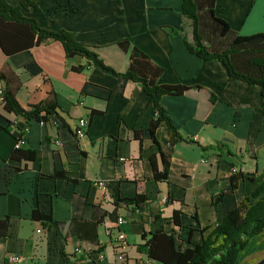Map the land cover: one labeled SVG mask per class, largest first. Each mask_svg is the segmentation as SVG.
<instances>
[{"label":"crops","instance_id":"obj_1","mask_svg":"<svg viewBox=\"0 0 264 264\" xmlns=\"http://www.w3.org/2000/svg\"><path fill=\"white\" fill-rule=\"evenodd\" d=\"M35 1L40 11H23L24 16L48 31L74 33L118 73L127 71L130 54L116 44L129 38L131 46L163 69L159 83L189 87L182 96L162 99L185 141L174 147L169 181L157 182L150 158L156 155L162 169L159 150H168L171 132L161 127L156 133L160 149L153 143L148 128L154 104L140 84L88 67L78 92L62 80L72 67L86 66V59H67L59 80L44 72L30 51L7 59L0 53V66L7 62L22 82L17 99L23 108L51 93L59 106L49 122L28 126L5 112L0 83V220L9 219L7 236L0 239V264H9L10 255L21 256L18 264H122L114 244L118 231L127 235L129 258L144 256L137 251L144 233L174 234L184 240V248L202 243L255 191L249 178L264 174V88L233 82L221 62H203L188 52L184 36L192 42V27L183 18L182 0ZM214 10L239 35L264 34V0H215ZM81 118L89 125L86 138L79 140L74 130ZM26 128L20 148L35 152V158L12 160ZM137 131H143L142 141L135 137ZM58 172L64 176L52 178ZM238 173L244 178L234 190L231 177ZM137 195L148 200L145 209L116 205ZM96 208L116 211L124 219L109 237L104 226L98 227L103 263L96 261L98 247L82 241L72 225L90 221ZM37 209L52 221L44 225L32 219ZM175 211L181 227L173 223ZM78 248L82 255L76 254Z\"/></svg>","mask_w":264,"mask_h":264},{"label":"trees","instance_id":"obj_2","mask_svg":"<svg viewBox=\"0 0 264 264\" xmlns=\"http://www.w3.org/2000/svg\"><path fill=\"white\" fill-rule=\"evenodd\" d=\"M0 0V53L7 59L24 51L34 54L36 63L49 76L61 79L64 63L67 59L82 57L87 60L86 66L72 67L67 79L62 80L67 86L81 92L85 84L84 71L88 67L99 69L105 74L141 85L144 93L154 104V116L148 132L153 143L160 149L156 133L161 127L171 132L170 146L166 152L159 150L162 169L157 157L153 155L150 163L157 182H168L170 160L174 147L185 141L174 126L162 104L165 96H182L191 89L182 84H161L159 80L163 69L138 48L131 46L129 38L120 40L116 45L130 54V63L126 72L118 73L107 66L96 53V48L79 42L74 33L61 30L48 31L41 28L37 21L24 16L23 11L34 9L40 11L35 0ZM215 0H182V15L192 27V42L185 36V46L192 55L203 62L219 61L226 68L233 82H243L264 88V34L250 36L239 35L232 31L229 24L217 17L214 10ZM184 31V27L180 28ZM0 83H2L1 100L6 113L23 118L29 126L32 121L49 122L57 115L58 102L55 93L28 109L23 108L17 94L22 87L20 78L10 65L5 62L0 66ZM200 89V87H197ZM4 130L11 132L9 127ZM25 135V132H21ZM143 131L135 132V137L142 141ZM193 142V141H192ZM35 152L14 149L11 159L15 161H31ZM63 173H56L52 178H62ZM244 176L238 173L231 177L232 188L237 189L238 182ZM256 184L255 191L244 197L236 207L226 214L223 221L213 228L200 244H192L187 248L177 245L174 234L163 230L142 235L143 243L137 251L145 254L156 264H243L245 260L260 252H264V174L249 178ZM221 198V197H220ZM220 198L218 200H220ZM147 199L137 195L130 199H121L120 203L134 209H145ZM32 219L44 225L52 221V217L34 210ZM116 211L108 213L96 208L90 221L72 222L76 234L82 241L95 245L97 253H102L98 227L104 226L106 236H111L118 228ZM174 225L181 227L180 212L173 215ZM9 219L0 220V239L7 236ZM206 232V231H204ZM7 264V263H6Z\"/></svg>","mask_w":264,"mask_h":264},{"label":"built area","instance_id":"obj_3","mask_svg":"<svg viewBox=\"0 0 264 264\" xmlns=\"http://www.w3.org/2000/svg\"><path fill=\"white\" fill-rule=\"evenodd\" d=\"M88 125L89 122L85 118H81L77 121L74 133L77 139L82 140L86 138L87 136V131H88ZM24 137L21 136L20 138L17 139L16 144H15V149H19L21 146V143L23 142ZM54 143L58 146L61 145L59 140H55ZM121 161H126V159H121ZM237 171V170H235ZM98 186L104 190L107 189V184L103 181H98L97 182ZM166 201V199H164ZM124 219L122 217H119L118 223H123ZM126 242H127V235L125 233H122L120 231L117 232V236L114 239V244L117 247L118 253L116 255V260L119 261L122 264H156L153 260L148 258L147 255L144 254L143 257L141 258H129L126 254V251H124V248L126 247ZM84 251L81 248H78L76 250V254L82 255ZM22 258L19 255H10L7 258V261L9 264H18L21 262ZM105 260V255L103 253H97L96 254V261L98 263H103Z\"/></svg>","mask_w":264,"mask_h":264},{"label":"rangeland","instance_id":"obj_4","mask_svg":"<svg viewBox=\"0 0 264 264\" xmlns=\"http://www.w3.org/2000/svg\"><path fill=\"white\" fill-rule=\"evenodd\" d=\"M23 131L26 132L27 128ZM21 136L25 137V135H22V133H20V137ZM176 241H177V245H181V246L183 245L182 241L184 240L181 239L180 237H176ZM259 263L264 264V252L256 253L248 257L243 264H259Z\"/></svg>","mask_w":264,"mask_h":264},{"label":"water","instance_id":"obj_5","mask_svg":"<svg viewBox=\"0 0 264 264\" xmlns=\"http://www.w3.org/2000/svg\"><path fill=\"white\" fill-rule=\"evenodd\" d=\"M259 264H262V263H259Z\"/></svg>","mask_w":264,"mask_h":264}]
</instances>
